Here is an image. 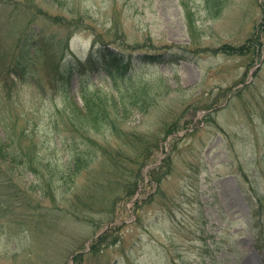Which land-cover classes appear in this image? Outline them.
<instances>
[{"label": "rangeland", "instance_id": "1", "mask_svg": "<svg viewBox=\"0 0 264 264\" xmlns=\"http://www.w3.org/2000/svg\"><path fill=\"white\" fill-rule=\"evenodd\" d=\"M219 1L211 13L208 0H0V92L24 44L34 55L17 110L1 114L13 123L19 113L13 130L38 136L50 162L43 176L26 168L13 184L0 176V264H264V0ZM101 46L159 56L135 61L125 78L77 64ZM147 92L155 104L126 117L141 133L155 134L191 103H227L159 136L152 161L171 153L173 166L161 182L143 168L137 205V193L95 191L87 173L71 179L75 144L55 126L57 110L86 94Z\"/></svg>", "mask_w": 264, "mask_h": 264}, {"label": "trees", "instance_id": "2", "mask_svg": "<svg viewBox=\"0 0 264 264\" xmlns=\"http://www.w3.org/2000/svg\"><path fill=\"white\" fill-rule=\"evenodd\" d=\"M212 1L208 0L210 12L221 9V1ZM256 39L259 43L258 36ZM256 39L253 41L256 42ZM23 46L24 49H21L15 65L9 68L7 74H2L4 82L1 86L4 92H0V176H6V183L10 184L16 180L15 175L17 173H24L25 168L43 176L46 172L42 169L44 170L50 163H44L45 159L39 154L40 139L38 136H30L26 131L27 127H24L23 131L20 132L13 130L14 126L18 124L19 113H16L17 121L13 123L11 121L5 122L7 118L1 114L4 109H9L12 113L17 110L16 105L13 104V96L19 88V81L25 82L27 77L33 74L29 70V65H31L34 55L32 51L26 50L28 44ZM102 47L91 50L85 62L75 56V58L77 57V64L83 68L101 69L115 77L125 78L127 72L133 69L132 66L135 61H146L148 58L159 56V54L126 52L111 47L106 49ZM220 49L232 53L235 46L224 44ZM74 64H76V60L70 59L66 62V67H62L65 78L63 77L64 82L59 89L63 92L70 90V77L74 73ZM57 69L60 70V65L57 66ZM10 74H14L16 78L10 77ZM150 95L149 92L144 95L134 94L128 100L125 97L117 98L114 95L86 94L82 103L77 99H71L63 108L57 110L54 116L55 126L62 128L66 134V141L70 140L75 144L73 146L74 152L70 156V169L67 173L71 179L87 173L90 176V185L95 191L97 188H106L112 191L119 187L118 190L122 188V193L123 190L128 192L127 196L131 198L136 193L139 182L143 180V168L154 163L152 154L160 149L162 141L159 136L176 135L179 131L188 130L192 126L198 110L208 109L219 103V98L211 105L203 104V106L195 107L191 103L184 107L180 115L173 112L174 115L168 118L171 114L169 112L161 121L160 128L155 134L151 131L141 133L130 128L126 117L133 111H148L155 104ZM8 128L11 131H8ZM108 132L111 133L110 136L107 135ZM98 135H103V139L100 140ZM112 137L117 140L116 144L109 140ZM79 138L82 140L78 144ZM83 145L86 146L85 149L81 148ZM175 146L176 144L173 145V149ZM97 164L102 166L101 170L95 167ZM172 166L173 158L169 153L160 164L148 169V176L151 181L161 182L163 175L171 172ZM18 168H21V171H18ZM112 196L114 200V194ZM134 204L137 205L138 201L136 200ZM111 220H115V217ZM105 236L96 239L94 245L105 241Z\"/></svg>", "mask_w": 264, "mask_h": 264}]
</instances>
